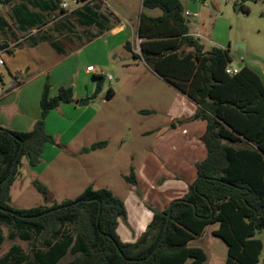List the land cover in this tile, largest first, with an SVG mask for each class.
Returning a JSON list of instances; mask_svg holds the SVG:
<instances>
[{
    "label": "trees",
    "instance_id": "1",
    "mask_svg": "<svg viewBox=\"0 0 264 264\" xmlns=\"http://www.w3.org/2000/svg\"><path fill=\"white\" fill-rule=\"evenodd\" d=\"M52 1L56 10L62 0ZM142 4L146 10L162 11V15L142 13L140 55L133 52L131 43L126 49L197 106L188 121L207 123L203 136L207 156L196 164V181L168 208L150 207L153 219L149 227L154 231L151 240L141 245L121 240L118 228L120 219L126 217V207L108 189L89 186L75 200L49 208H14L11 188L23 157L31 168L41 165L46 145L57 143L46 130L48 115L75 103L73 88L61 87L51 97V87L46 84L41 118L32 131L0 127V224L9 227L10 241L33 242L30 254L13 248L0 264H63L69 256L68 264H205L206 252L190 243L213 224L219 225L214 235L228 247L224 264H259L264 250V242L258 238L264 231V81L244 64L236 75H229L231 51L205 49L192 33L182 0H143ZM94 80L97 99L105 77L94 75ZM114 96V90L109 89L106 100ZM106 146L107 142L95 143L84 152ZM126 180L138 185L134 170ZM33 184L48 196L45 185L37 180ZM4 240L0 234V244Z\"/></svg>",
    "mask_w": 264,
    "mask_h": 264
},
{
    "label": "rangeland",
    "instance_id": "2",
    "mask_svg": "<svg viewBox=\"0 0 264 264\" xmlns=\"http://www.w3.org/2000/svg\"><path fill=\"white\" fill-rule=\"evenodd\" d=\"M66 1L71 5V9L79 5L75 4L74 0ZM109 1L127 14V24L136 25L142 13L151 17L162 15L160 10L144 9L142 0ZM182 2L185 10L192 14L187 18L193 34L200 38L206 50L214 47L229 49L233 68L238 69L240 64H244L253 70L264 71V0ZM237 6L246 11H237ZM4 8L5 4L0 3V17H4ZM195 14L197 16H194ZM9 24L10 26L0 34V41L5 48H9V54H14L22 35L19 33L16 19H9ZM130 31L113 41L116 44L115 49L110 48L106 61L103 52L83 51L77 58H63L57 61L55 67L45 69L48 71L39 67L20 75V72L9 73L7 65L0 68L3 80L0 125L4 126L0 127L12 128L22 119L39 120L40 102L46 84L51 87V97H55L61 87L73 88L75 103L62 105L47 117V133L53 136L57 143L46 145L41 165L36 168H31L28 158L23 157L15 180L17 182L11 188V205L16 209L49 208L75 200L88 186H93L94 189H108L120 198L126 207V217L120 219L118 228L121 240L141 245L151 240L154 231L149 227L153 215L150 207L158 210L168 208L169 198L165 199L164 193L160 192L166 187L171 190L170 186L174 189L177 181L182 180L178 176L181 173L174 174V171L181 168L189 179L194 181L197 174L196 164L204 160L206 151L204 134L200 130L193 137L187 138L185 134L180 137L179 134L174 141L169 139L172 131L183 124L194 122L188 121L192 116L167 121L174 102L180 96L179 93L155 76L143 60H139L138 66L123 68L122 63L134 64L133 54H129L124 45H121L123 40H128L134 45V53L140 55L139 43L135 42ZM238 44H244L245 48L236 51L235 46ZM102 63L104 65L99 66ZM90 65L97 66L96 72H103L105 76V84L98 99L94 98V75H88L87 72ZM108 76H111L113 81H108ZM109 89L114 90L115 96L111 100H104ZM81 101H89V105L81 107ZM84 127L82 134L78 135ZM100 142H107V146L84 152V149ZM146 159H156L154 172L157 178L150 183L151 189L143 194L139 184L134 186L128 183L126 177L131 176L133 170L136 176L141 170L151 172L144 163ZM143 175L149 177L142 171V177ZM36 180L49 189L48 196L41 194L34 187ZM1 228L5 240L0 244V260L13 246L18 247L24 254H30L33 242L19 239L10 241L9 227L3 225ZM218 228V224L210 225L202 236L190 243L191 247L201 248L206 252L208 260L205 264H224L227 260V245L214 235ZM258 238L264 242V231ZM71 259L69 256L62 263L68 264ZM259 264H264V250Z\"/></svg>",
    "mask_w": 264,
    "mask_h": 264
},
{
    "label": "crops",
    "instance_id": "3",
    "mask_svg": "<svg viewBox=\"0 0 264 264\" xmlns=\"http://www.w3.org/2000/svg\"><path fill=\"white\" fill-rule=\"evenodd\" d=\"M54 4L55 2H53L52 0H20L5 5L6 8H4V17H0V34H2L8 28V26H10L9 19H16L19 24V33H21L22 35L20 37L21 39L18 41L19 47L16 48L14 54H7V68L9 73L20 72V75H23L26 71L29 72L32 70V68L39 67L41 69H44V71H48L45 69H47L48 67H51L50 69L55 67L57 61H60L63 58L64 60H67L69 58H77V56L81 55V52L83 51L90 53L103 52L106 61L107 55L111 51L110 48H113V50L115 49L116 44H114L113 41H116L119 36L123 35L125 32H128V30H131L130 32L135 42L137 41L139 43V46L141 44V39L138 36V28L141 16L137 19L136 25H131L130 23L127 24L126 21L129 20V17L126 16L127 14H124L118 8V6L113 5L109 0H90L87 3H79V5L75 6L74 9L70 8L68 10H65V12H63L61 6L54 10L56 8ZM9 8L10 12H8ZM186 12L189 11L185 10V16ZM150 15L153 16V14ZM33 24L35 26L30 27ZM124 42L125 41L123 40L121 42V45H124V47L126 48V44L130 42L128 40L125 43ZM21 45H23V48H21ZM132 49L134 52V45L132 46ZM128 52L129 54L131 53L130 51ZM133 60L134 64H130L129 62H126L125 64L122 63L123 68L138 66L139 60H135L134 58ZM103 65L104 64L102 63L99 66ZM144 66L147 68L145 64ZM88 67H95L97 71V66L95 65H90ZM254 71H256L264 81V71ZM92 75L104 76L103 72H96ZM158 78L163 80L159 76ZM163 81L167 83L165 80ZM167 84L170 87L174 88L169 83ZM176 91L180 96H178V99L174 102L171 109L170 118L167 121H171L175 118L181 120L187 118L188 116L191 117L197 110V106L193 102H191L178 90ZM99 97L100 96H98V98ZM104 100H106V98ZM101 101L102 100L100 99L99 102ZM37 120V118H32L27 119V121L24 120V122L22 119V121H19L15 126H12V128H9L8 126L7 127L11 131L30 132L33 130ZM206 127L207 123L205 121L198 120L189 122L178 127L177 129H175V131H172L169 139L174 141L175 139H177V136L179 134L180 137H183L182 135L184 134L187 138L190 136L193 137L199 130L203 134H205ZM84 129L85 127L79 131L78 135L82 134ZM183 150L185 149L183 148ZM205 151L207 156L206 148ZM206 156L204 157V159L206 158ZM155 160L156 159H146L144 163L147 164L148 170H150L151 172L147 170H141L139 172V175L137 176L138 184L143 191V194L149 191L148 189H151L150 183H152V181L157 178L155 177L156 173L154 172V169L156 168ZM142 171L144 174L147 173L149 177L146 178V176L144 175V177H142ZM175 172L177 174L178 172L182 174H178V176L182 178V180L177 181V185L174 186V189L172 188V186H170V184L168 186H170L171 190L166 189L168 188L166 187V190L164 189L162 192H160L164 193V196L166 197L165 199L169 198V205L174 200L183 198L187 194L189 187L197 179L196 174V178L194 179V181H191L187 173L184 172L181 168H178L177 171H174V174ZM177 194H179V196ZM125 203H127V201H125ZM164 209L165 208L160 210L162 211ZM2 226L3 225L0 224V234H2V236L4 237L1 228ZM126 243L131 242L127 241ZM13 248L18 247L13 246L11 250ZM11 250L9 252H11ZM20 252L22 251L20 250ZM8 264H12V262H8Z\"/></svg>",
    "mask_w": 264,
    "mask_h": 264
},
{
    "label": "built area",
    "instance_id": "4",
    "mask_svg": "<svg viewBox=\"0 0 264 264\" xmlns=\"http://www.w3.org/2000/svg\"><path fill=\"white\" fill-rule=\"evenodd\" d=\"M74 3L75 4H79L76 0H74ZM60 6L64 10H68V9L71 8V5L66 0H62ZM188 16H192V14L190 12H186V17H188ZM194 16H197V15L195 14ZM8 49L9 48H5L3 46V43L0 41V68L6 67V65H7L6 55L8 54ZM238 71H239V68L238 69L237 68H233L232 65H230L227 68V73L229 75H236L238 73ZM87 72L95 74L96 73V69H95V67H88L87 68ZM106 79L108 81H113V78L111 76L106 77ZM2 82H3L2 75L0 73V95L3 94Z\"/></svg>",
    "mask_w": 264,
    "mask_h": 264
},
{
    "label": "water",
    "instance_id": "5",
    "mask_svg": "<svg viewBox=\"0 0 264 264\" xmlns=\"http://www.w3.org/2000/svg\"><path fill=\"white\" fill-rule=\"evenodd\" d=\"M237 11H241V6H237ZM239 48H245V45L244 44H238V45L235 46L236 51H238ZM241 67H242V65L239 66V68H241ZM87 105H89V101H81L80 102V106L81 107H84V106H87Z\"/></svg>",
    "mask_w": 264,
    "mask_h": 264
}]
</instances>
